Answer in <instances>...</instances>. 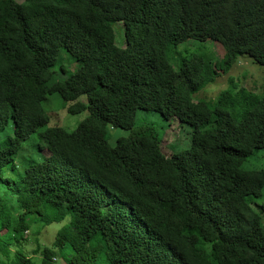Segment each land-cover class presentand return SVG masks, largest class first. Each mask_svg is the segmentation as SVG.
<instances>
[{"label": "trees", "instance_id": "obj_1", "mask_svg": "<svg viewBox=\"0 0 264 264\" xmlns=\"http://www.w3.org/2000/svg\"><path fill=\"white\" fill-rule=\"evenodd\" d=\"M189 42L223 56L180 57ZM60 51L78 67L48 85ZM240 58L264 68V0H0V264H264V169H243L264 70L229 84ZM52 94L87 112L73 131L48 126ZM138 111L187 125L189 146L164 155ZM108 127L127 135L110 144ZM33 137L41 160L19 167Z\"/></svg>", "mask_w": 264, "mask_h": 264}, {"label": "rangeland", "instance_id": "obj_2", "mask_svg": "<svg viewBox=\"0 0 264 264\" xmlns=\"http://www.w3.org/2000/svg\"><path fill=\"white\" fill-rule=\"evenodd\" d=\"M118 31V26L115 27ZM198 45L201 48L202 52H205L209 58L211 57L212 60L215 62L218 59H221L223 56V50L221 47L216 43H194L191 45L190 42L186 43V45H181L177 48L176 52H183L184 49H187L186 52L180 54L182 58H190L191 54L189 49L194 48ZM172 52V51H171ZM175 51L171 53V57L176 58L177 54ZM172 61V60H171ZM78 67V63L75 62L70 56L64 52L60 51L58 55L57 62L52 67V77L48 82V85H51L54 82L63 81L67 77H69ZM264 68H260L259 66L252 64L248 59H239L236 65L233 67L231 72L224 76L225 80L231 83L234 86L239 84L240 86H248L249 85V78L250 74L255 75V77H259L261 74L260 72L263 71ZM247 77L248 80H245ZM248 81V83H247ZM225 81V85H226ZM224 80H217L215 83L206 84L205 91L203 93V98L206 101L213 100L218 92L223 89ZM83 99V98H82ZM71 105V103L65 104L62 99L57 94L47 95L45 100L42 102V108L47 113L49 117V124L50 127H59L64 129L67 132L73 131L76 126L86 118L87 112L82 111L77 114H69L67 112V108ZM136 125L139 124H146L153 126L156 131L158 132L159 137L162 138V152L164 155L169 156L172 152H177L182 149H185L189 146L190 134L191 130L187 125H183V127H178V122L175 120H171L169 122L164 121L160 115L153 113V112H145V111H138L136 113L135 118ZM10 133V130H8ZM127 132L120 128L111 129L110 127L107 128V136L106 139L108 143L113 144L115 139L120 136H126ZM5 134H1L0 138H4ZM42 143L37 137H33L27 142L24 143L22 151L17 154L16 157V164L20 167L23 162V158H29L36 161L41 160L37 153L36 146L41 145ZM261 149L255 154V157L245 163L243 165V169L252 170V169H264V139L260 143ZM46 155V152H43ZM5 176H10V171L5 169L4 171ZM81 220L76 219L73 223L69 225V228L76 231L81 226ZM58 225H52L46 227L45 231L41 233L39 239L45 243H51L54 240L55 233L57 231Z\"/></svg>", "mask_w": 264, "mask_h": 264}, {"label": "clouds", "instance_id": "obj_3", "mask_svg": "<svg viewBox=\"0 0 264 264\" xmlns=\"http://www.w3.org/2000/svg\"><path fill=\"white\" fill-rule=\"evenodd\" d=\"M217 44V43H216ZM219 45V44H218ZM220 46V45H219Z\"/></svg>", "mask_w": 264, "mask_h": 264}]
</instances>
